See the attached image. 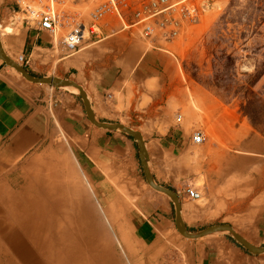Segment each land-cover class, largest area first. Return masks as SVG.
<instances>
[{
	"label": "rangeland",
	"instance_id": "374dc122",
	"mask_svg": "<svg viewBox=\"0 0 264 264\" xmlns=\"http://www.w3.org/2000/svg\"><path fill=\"white\" fill-rule=\"evenodd\" d=\"M17 1L0 0V22L17 18L8 29L3 25L2 31L0 26V45L7 57L24 67L17 59L27 44L26 31H32L34 25L23 22ZM98 1L64 0L57 8L70 17L69 23L73 19L87 25L88 13ZM195 1L200 10L198 23L184 27L169 42L143 39L135 27L122 30L121 21L114 17L101 22L110 39L118 37L138 47L134 62L129 50L104 46V41L94 43L97 39L87 30H83L79 50L65 58L62 42L70 30L65 24L51 36L50 43L32 49L30 63L42 70L33 72L80 85L90 108L93 100L82 79L84 56L114 66L122 76L121 88L115 92L118 104L114 111L119 118L103 119L91 108L96 119L120 123L140 134L149 171L158 185L176 194L182 222H190L188 231L226 223L248 242L262 247L264 0ZM154 40L161 48H156ZM26 51L31 52L30 46L23 53ZM140 64L146 67L142 74ZM17 74L29 86L47 93L38 98L45 118L44 135L16 158L8 155L4 159L8 163L0 161L5 163L0 168V264L9 256L11 264H26L32 254L37 263L55 262L53 251L49 259L45 256L52 250L49 239L38 242L37 252L26 248L30 251L23 258L21 239L28 232L21 228L47 232L40 230L41 225L30 226L36 215L38 220L49 219L63 235L71 232V238L65 240L84 246V264H187L191 245L214 238L236 243L227 234L195 240L183 237L175 226L172 201L146 183L132 137L91 124L78 92L35 85ZM59 111L66 114V120H81L84 155L77 138L64 129ZM197 130L204 136L201 145L191 142ZM188 186L200 192L201 205L185 196ZM155 197L170 204V228H162L164 224L154 228L155 222L142 216L141 202ZM53 238L60 241L58 233ZM95 255L100 257L99 263H94ZM255 256L263 258L264 254Z\"/></svg>",
	"mask_w": 264,
	"mask_h": 264
},
{
	"label": "crops",
	"instance_id": "0c3cea01",
	"mask_svg": "<svg viewBox=\"0 0 264 264\" xmlns=\"http://www.w3.org/2000/svg\"><path fill=\"white\" fill-rule=\"evenodd\" d=\"M7 19V21L0 22L6 26V29L17 22L16 16ZM124 26L126 25L124 24ZM31 28L33 29L32 31H26L27 44L24 45L21 50V54L29 60L28 65L24 68L34 76H48L33 72V70H42L37 69V66L30 62L32 49L35 46L39 48L46 46L47 43H50L51 36L48 32L39 31L34 26H31ZM125 28H127V26ZM3 30L5 29H2V31ZM100 30V38L94 43L104 41V46L111 48H125L129 50L126 52L130 55L131 62H134L135 57L138 56V52L135 49L137 46L134 48V45L131 46L127 41L118 37L110 39L106 27H101ZM54 43L55 38H53L52 44L54 45ZM153 43L156 48H161L158 46L157 40H154ZM29 46L31 52L26 51L23 53V50H27ZM1 49L5 54L2 45ZM152 53L160 55L155 51H152ZM145 69L146 67L142 64L140 66V73H144ZM82 79H84L85 90L93 100V102H91V108L93 111H96L95 113H97V115H102L103 119H118V114L114 111V106L118 104L115 92H118L121 88L122 76L117 74V70L114 66H106L99 63L97 60H94L92 56L91 58L84 56V75H82ZM46 94L45 91L33 88L32 86H29L27 82L18 78L11 72L10 67L0 59V161L8 163V160H4L8 155H12L13 158H16L17 154L25 152V150L36 146L41 141V138L44 135L42 131L44 129L45 118L43 117L41 105L38 103V98H40V96L47 97ZM129 115L134 116L133 113H129ZM58 117L68 135L77 138L76 143L79 151L84 155V139L82 138V136H84V131L82 130V124L79 123L81 120H66V114H64L63 111L58 112ZM2 155L5 156L3 159ZM2 162L0 163V168L5 164ZM169 205V202L166 200L155 197L141 202L140 208L142 216L147 219L149 223L155 222L154 228H161V224L165 225V227L162 228H170V220L167 216ZM36 216L30 221V226L33 227L36 225V227L39 228L41 225V228H49V231L46 232V234H38L39 232L37 230L28 232V230L26 231V229L21 228L22 232L23 230L24 232H28L27 234L25 233V237L21 239L23 245L21 251L23 252V258L30 249L37 252L36 248L39 247V241L44 242L46 239H49L48 242L52 249L51 252L53 251L52 260L55 261L54 263H51L69 264L74 259L77 263L79 260V264H84V246L78 244L76 240H72L71 242H66L65 240L66 237L71 238V232L64 231L63 235L61 229L58 230L57 228H54L49 219L44 218V220L41 221L38 220ZM183 221L186 228H189L190 222L186 219H183ZM56 233H58L59 242H56L53 238ZM33 235L36 237V241L34 238H30L34 237ZM191 247L192 256L188 259L187 264H264V257L259 258L252 255L236 243L225 238H214L207 242L191 245ZM26 248L30 249L26 250ZM51 252H49V255ZM193 252H196L198 255L193 256ZM38 254L40 253L38 252ZM94 257H98L96 259L94 258V263H99V256L95 255ZM10 259L11 257L9 256L6 259L8 261L5 262V264H11ZM31 259V261L38 260L36 256L33 257V254ZM90 263H92V261Z\"/></svg>",
	"mask_w": 264,
	"mask_h": 264
},
{
	"label": "built area",
	"instance_id": "2783aa9c",
	"mask_svg": "<svg viewBox=\"0 0 264 264\" xmlns=\"http://www.w3.org/2000/svg\"><path fill=\"white\" fill-rule=\"evenodd\" d=\"M64 0H18L17 6L23 15V22L34 25L39 31H46L54 36L58 28L70 25V30L63 38L65 58L72 56L79 50L83 39V30L98 39L101 35V22H107L111 17L121 21V29L137 28L139 35L146 40L154 38L169 42L176 38L184 27L194 25L199 21V4L195 0H99L88 13L86 24L69 23L70 17L57 6L64 4ZM89 0H84L87 2ZM124 24L127 26L125 28ZM94 28V29H93ZM89 38V36H88ZM17 61L24 67L28 65V58L23 54ZM181 116L176 117L180 121ZM204 141L203 133L199 130L192 134L191 142L201 145ZM185 196L192 200L201 197L200 192L192 187L185 188Z\"/></svg>",
	"mask_w": 264,
	"mask_h": 264
},
{
	"label": "water",
	"instance_id": "95a60500",
	"mask_svg": "<svg viewBox=\"0 0 264 264\" xmlns=\"http://www.w3.org/2000/svg\"><path fill=\"white\" fill-rule=\"evenodd\" d=\"M0 59L3 62H5L9 67L13 68L16 72H18L22 78H24L26 81L30 83L41 85V86H50L53 88H69V87L76 88L78 90V94L82 98L87 119L89 120L91 124L103 130L120 131L132 137L137 142L138 154H139L140 162L143 168L146 183L154 191L167 196L172 201L174 205V213H175V226H176L177 231L183 237L187 239L195 240V239H201L207 236H212V235H217V234H227L237 244L242 246L248 253L253 254V255L264 254V246L258 247V246L251 244L246 239H244L241 235L236 233L231 225L226 224V223L210 225V226L204 227L194 232L188 231L180 217V205H179L176 194L173 191L158 185L154 181V178L151 175L149 168H148L147 153L142 143L140 134L137 131H134L131 128H128L120 123H107V122H102V121L97 120L94 113L92 112L90 108L86 94L83 92L81 86L75 83L74 81L70 79H63V78L55 77V76H34L31 73H29L24 67L17 65L9 57H7V55H5L1 49V45H0Z\"/></svg>",
	"mask_w": 264,
	"mask_h": 264
},
{
	"label": "bare ground",
	"instance_id": "6f19581e",
	"mask_svg": "<svg viewBox=\"0 0 264 264\" xmlns=\"http://www.w3.org/2000/svg\"><path fill=\"white\" fill-rule=\"evenodd\" d=\"M3 25H4L3 23H0L1 29L3 28ZM5 29H6V28H5ZM54 38H55V37H54ZM82 40H83V39H82ZM11 69H12V68H11ZM14 71H15V70H14ZM15 75L18 76L17 72L15 73ZM49 87H50V86H49ZM64 89H71V90H74V91L78 92V90H77L76 88H73V87L64 88ZM210 136H211V137L214 136V133H213L212 131H211ZM198 187H199V186H198ZM195 201H198L200 205L202 204V200H199V199H198V200H195ZM41 221H42V220H41ZM23 229H26V228H23ZM35 229H37V228H27L26 231L28 230V232H33V230H35ZM42 229L47 230V232L49 231V228H40L41 231H42ZM58 230H59V229H58ZM23 232H24V230H23ZM33 234H34V233H33ZM59 234H60V233H59ZM30 235H31V234H30ZM58 237H59V236H58ZM28 238H29V237H28ZM74 245H75V244H74ZM36 249H37V248H36ZM50 252H51V251H50ZM39 253H40V252H39ZM25 256H26V255H24V258H25ZM45 256H46L47 259H49V258H48V257H49V254H46ZM60 257H61V256H60ZM60 257H59V258H60ZM96 258H98V257H96ZM96 258H95V259H96ZM99 258H100V257H99ZM31 260H32V259L29 258V263H26V264H41V263H37L36 260H35V261H31ZM51 262H52V261H51ZM97 263H98V262H97ZM69 264H79V260H78V263H77L76 260L73 259V260L71 261V263H69Z\"/></svg>",
	"mask_w": 264,
	"mask_h": 264
}]
</instances>
